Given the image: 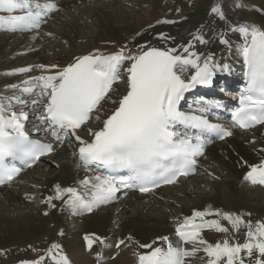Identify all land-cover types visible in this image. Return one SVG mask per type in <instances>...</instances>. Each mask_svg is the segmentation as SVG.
<instances>
[{"label": "snow or ice", "instance_id": "6c2138e0", "mask_svg": "<svg viewBox=\"0 0 264 264\" xmlns=\"http://www.w3.org/2000/svg\"><path fill=\"white\" fill-rule=\"evenodd\" d=\"M58 11L61 9L56 0H0V30L32 32L38 36L42 25ZM211 12L221 20L226 19L220 5L213 6ZM230 30L242 40L237 54L243 58L246 82L240 106L231 114L233 127L248 130L264 126V26L245 22ZM192 35L193 40L179 48L125 45L115 52L95 49L89 54L74 56L66 66L54 63L14 69V73L39 70L40 75L22 81L28 86H10L21 95L0 93V185L12 183L24 167H32L65 142L78 143V151L73 153L78 157V167L99 174L80 181L85 186L83 192L57 184L55 195L43 202L55 208L53 201L62 200L75 215L91 213L112 203L119 199L117 193L121 189L150 193L161 185L176 183L180 176L195 173L199 158L204 157L210 142L208 134L214 133L223 140L233 132L209 119L214 109L222 107L219 103L201 97L198 107L190 105L191 110L185 112L180 109L181 101L191 89L211 85L218 72L231 73L232 67L217 61L210 53L194 51L193 41L202 44L207 41L199 32ZM224 36L220 34V43L231 50V42ZM159 39L166 42L175 38L160 33ZM122 69L127 73L126 92L113 98L114 85L122 79ZM23 94L40 97L31 104L43 108L42 123L46 125L43 132L51 137L50 142L32 139L25 131L24 122L29 117L24 108L29 101ZM109 103L113 107L105 109L104 105ZM93 122L99 127H89ZM80 131H85L89 139L82 137ZM244 179L253 185H264V160L251 165ZM207 216L227 221L237 232L243 225L245 241L230 243L224 239L209 243L202 236L204 229L219 233H228L229 229L220 219H205ZM176 235L181 243L194 247L189 250L174 246L167 236L157 238L167 244L166 249L153 247L156 241L141 244L131 236L118 239L114 247L119 249L136 243L139 248L147 249L136 254L138 264H186V258L200 250L195 245L202 246L209 258L207 264H245V257L248 264H264V222L258 221L253 226L251 220L246 221L239 214L195 210L177 224ZM84 240L90 251L95 243L113 247L95 233L86 234ZM95 255L97 264H103L102 253ZM45 260H51L52 264H70L58 243H52L37 259L23 260L20 264H44Z\"/></svg>", "mask_w": 264, "mask_h": 264}, {"label": "bare ground", "instance_id": "6f19581e", "mask_svg": "<svg viewBox=\"0 0 264 264\" xmlns=\"http://www.w3.org/2000/svg\"><path fill=\"white\" fill-rule=\"evenodd\" d=\"M167 1L170 4L164 5ZM56 2L61 11L47 19L38 36L32 32H0V93L5 96L21 95L18 89H11L10 86L13 84L20 85L21 88L28 86L23 85L22 81L27 80L29 76L40 75L39 70L14 73V69L54 63L66 66L74 56L86 55L95 49L115 52L125 45L133 48L143 44L160 48H179L180 45L192 41V34L197 32L207 43L193 41V50L198 53H210L217 61L230 64L232 71H236L242 64V56L237 54V46L242 40L239 34L230 30V27L245 22L264 26V0H56ZM216 5L221 6L225 20L211 12V8ZM190 7L192 9H189ZM88 14L96 20L94 30L80 33L77 21ZM62 19L70 24L65 25ZM166 20L173 23H163ZM54 27L61 30L56 31ZM46 33L53 35L48 36ZM160 33L175 39L161 41ZM222 33L225 34L224 38L231 42V50L220 43ZM191 71L193 70L190 69ZM222 73L218 72L216 76ZM121 76L122 79L114 85L113 98L126 92L127 73L123 69ZM231 82H234V79ZM232 86L216 83L213 91L220 93L222 92L220 89L224 88L221 98L231 100L229 88ZM23 98L30 101L29 94H23ZM104 107L108 109L113 105L109 103ZM28 122L33 124L31 119ZM89 127L98 128L99 125L93 122ZM79 134L89 139L85 131H80ZM73 147L68 143L58 146L51 156L21 173L12 183L0 187V246L12 242L29 243L39 240L46 243L42 255L52 243H58L70 264H97L95 255L97 252L102 253L103 264H138L136 254L148 250L139 248L136 243H131L127 247L122 245L117 249L114 244L118 239L131 236L141 244L156 241L153 247L166 249L167 244L157 238L167 236L174 246L179 245L190 250L194 245L181 243L176 231L173 234V230L183 218L191 216L195 210H220L239 215L252 211L255 213H251L253 218L257 221L264 220V190L262 186L257 185V188H252L251 183L244 179L248 166L264 160V152L261 151L264 149V126L248 133L235 132L232 137L208 147L200 160L202 168L195 175L203 173L204 178L199 180H196L195 176L182 178L172 186H165L147 195L136 193L123 195L118 202L102 205L89 215L78 217L69 215L73 227L76 228L74 235L63 231L65 226L62 217H59V214L66 215L62 212L63 201L54 200L55 208H50L43 202L46 197L55 195L57 184L62 187H76L78 191L83 192L85 186L80 181L85 177L95 176L78 167L79 162L73 155ZM206 157L208 160L205 162ZM189 179H192L193 187L185 186L175 190L174 187L181 181ZM34 192L35 197L32 195ZM22 194L25 197L39 199L37 206L42 207L41 210L48 214H38L36 217L30 210L23 211L18 208L19 203H16L18 204L16 207L15 202L19 199L24 201V204L29 203L31 199L22 198ZM260 200L263 203L258 204L257 201ZM4 202H10L13 210L10 211V206H6ZM177 205L181 206L180 209H176ZM18 210H21L19 216L14 217V211ZM10 214H13V217H9ZM241 216L250 218V215ZM205 219L220 218L207 216ZM220 222L230 228L228 233L204 229L202 236L209 243L229 240L234 236L232 231L236 234L241 232L234 231L225 220L220 219ZM91 233L105 238L106 243L112 244L113 247L95 243L92 250H88L84 238L81 237ZM43 238L46 239L42 240ZM195 247L200 250L195 256L186 258V264H207L209 258L202 246ZM49 263L52 264V261L44 262Z\"/></svg>", "mask_w": 264, "mask_h": 264}, {"label": "rangeland", "instance_id": "374dc122", "mask_svg": "<svg viewBox=\"0 0 264 264\" xmlns=\"http://www.w3.org/2000/svg\"><path fill=\"white\" fill-rule=\"evenodd\" d=\"M169 4H170L169 1L164 3V5H169ZM164 5H162V7H165ZM189 9H192V7H190ZM62 21H63V23L65 25L70 24L65 19H62ZM77 24L80 25V33H88V32H92L94 30V27H95V24H96V20L94 19V17H92L91 15L88 14L87 16H83L82 18H80V20L77 21ZM74 26H76V25H74ZM54 28H55L56 31H60L61 30V29H58L59 27H54ZM68 28L69 27H66V29H68ZM19 36H21V35H19ZM217 88H219V87H217ZM215 147L217 148V145ZM207 157L205 158V162L208 160ZM204 177L205 176H204L203 173H201L197 177L195 176L196 180L197 179L199 180V179L204 178ZM185 186H188V187L192 186L193 187L192 179L182 181L181 183H179L174 188H175V190H177V189L185 187ZM252 188H257V186L256 187L252 186ZM262 190H264V189L262 188ZM29 194H31V193H29ZM263 194H264V191H263ZM22 195H21L22 198H27V197L24 196V194H22ZM32 195H33V197H35L36 192L32 193ZM260 196H262V195L260 194ZM31 199H29V201H28L29 203H26V204H24V201L19 199V201L15 202V205H16V207H18V204H16V203H19V207L18 208L23 209V211L24 210L25 211H29L30 210L31 213L36 215V217L38 216V214L39 215L44 214L45 212L41 210L42 207L39 208L37 206L39 199H37V198H36L37 200L34 199V198H31ZM4 203H6L5 204L6 206H10L11 205L10 202L9 203L4 202ZM257 203L261 204L263 202H262V200H260V201H257ZM20 205H21V207H20ZM31 206H33L35 208H31ZM180 207H181L180 205H177L176 209H180ZM9 209H10V211L13 210V206H10ZM20 212H21V210H18L17 212L14 211V213H13L14 217L19 216L18 213H20ZM62 212H64V211L62 210ZM174 213H176V210H174ZM251 213L255 214L252 211H251ZM251 213L243 212V213H240V214L241 215H249L250 214V218L249 219H246V218H244V219L246 221L247 220H251L252 223H253V226H255L256 222H258V221L256 220V218H253V214H251ZM13 214H10L9 217H13ZM169 214H171V212H169ZM176 215H177V213H176ZM59 217H62L61 220H62V222L64 223V226H65V229L63 231L70 232V234L72 233V235H74L76 233L75 232L76 228L73 227L74 226L73 222H71L70 221L71 219H69L70 217L69 216L66 217V215H62V214H59ZM259 222H264V220H261ZM228 229H230V228L228 227ZM240 230H241V232L238 233V234H236V232L234 233L232 231V235H234V236H231V238L229 239V241L231 243H234V242L243 243L245 241V239H246V236H245L246 228L242 225ZM235 235H237V237H235ZM81 238H84V237H81ZM45 239L46 238H43L42 240H45ZM43 247H46V243L41 242V241L39 242V240L32 241V242H29V243L12 242V243H9V244H6V245H2V246H0V264H20V261H23V260H29V261L30 260H34L35 258H38L39 255L43 254V250H44ZM44 253H45V251H44ZM245 264H248L247 257H245Z\"/></svg>", "mask_w": 264, "mask_h": 264}]
</instances>
